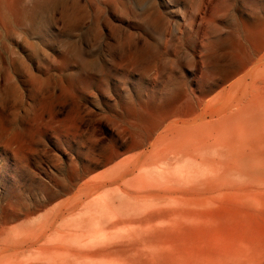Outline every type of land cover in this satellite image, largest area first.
<instances>
[{"label": "rangeland", "instance_id": "rangeland-1", "mask_svg": "<svg viewBox=\"0 0 264 264\" xmlns=\"http://www.w3.org/2000/svg\"><path fill=\"white\" fill-rule=\"evenodd\" d=\"M0 264H264V0H0Z\"/></svg>", "mask_w": 264, "mask_h": 264}]
</instances>
